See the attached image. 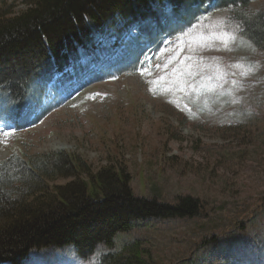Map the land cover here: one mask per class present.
Listing matches in <instances>:
<instances>
[{
    "label": "rangeland",
    "instance_id": "rangeland-1",
    "mask_svg": "<svg viewBox=\"0 0 264 264\" xmlns=\"http://www.w3.org/2000/svg\"><path fill=\"white\" fill-rule=\"evenodd\" d=\"M0 1L15 14L26 8ZM250 9L264 11V0ZM38 115L22 128L0 123V161L64 152L89 167L86 181L112 166L136 197L198 202L199 216L138 222L118 246L139 240L154 264H264V50L228 12L201 15L136 73L78 89ZM36 253L24 264H88L70 248Z\"/></svg>",
    "mask_w": 264,
    "mask_h": 264
},
{
    "label": "trees",
    "instance_id": "trees-1",
    "mask_svg": "<svg viewBox=\"0 0 264 264\" xmlns=\"http://www.w3.org/2000/svg\"><path fill=\"white\" fill-rule=\"evenodd\" d=\"M255 1L22 0L26 8L20 13L14 6L0 8V114L21 119L26 102H40L41 77L51 71L64 78L85 66L81 73L94 77L102 67L104 74L136 72L165 38L184 33L210 10L228 11L242 38L264 50V11H251ZM78 161L55 152L0 162V264H23L33 251L65 247L86 261L100 252L97 264H154L141 241L117 248V236L144 220L201 214L190 198L170 205L136 197L129 177L112 166L89 172L86 181L83 168L89 167ZM240 231L246 232L245 225Z\"/></svg>",
    "mask_w": 264,
    "mask_h": 264
},
{
    "label": "snow or ice",
    "instance_id": "snow-or-ice-1",
    "mask_svg": "<svg viewBox=\"0 0 264 264\" xmlns=\"http://www.w3.org/2000/svg\"><path fill=\"white\" fill-rule=\"evenodd\" d=\"M231 39H235L234 37H231ZM225 46H227V41H225ZM99 255V252L97 253Z\"/></svg>",
    "mask_w": 264,
    "mask_h": 264
},
{
    "label": "bare ground",
    "instance_id": "bare-ground-1",
    "mask_svg": "<svg viewBox=\"0 0 264 264\" xmlns=\"http://www.w3.org/2000/svg\"><path fill=\"white\" fill-rule=\"evenodd\" d=\"M23 3V2H22Z\"/></svg>",
    "mask_w": 264,
    "mask_h": 264
}]
</instances>
